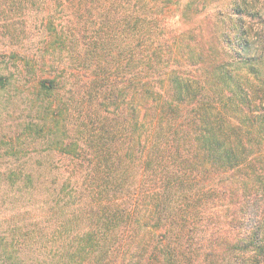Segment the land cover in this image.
<instances>
[{
	"label": "trees",
	"instance_id": "obj_1",
	"mask_svg": "<svg viewBox=\"0 0 264 264\" xmlns=\"http://www.w3.org/2000/svg\"><path fill=\"white\" fill-rule=\"evenodd\" d=\"M0 46V208L45 216L0 264H264V0H0Z\"/></svg>",
	"mask_w": 264,
	"mask_h": 264
},
{
	"label": "rangeland",
	"instance_id": "obj_2",
	"mask_svg": "<svg viewBox=\"0 0 264 264\" xmlns=\"http://www.w3.org/2000/svg\"><path fill=\"white\" fill-rule=\"evenodd\" d=\"M26 42H29V41H26ZM21 109H22V106H19L18 104H13L9 108L10 117L8 118V121L1 123L0 129L2 128L3 130H0V131H7L8 130L7 132H9V131L13 132L14 129H16L18 122H20V117L22 115ZM30 145H32V146L29 149L26 148L27 145L22 147V149H21L24 152L23 154L29 155L31 158L29 165L24 166L25 169H31L32 172L36 173L35 175H37V172H41V171L48 172V170H50L51 175L48 177V180L52 179L53 178L52 176L56 175V173H59V172H61L63 175H64V173L68 174L67 170H66V168L69 167L68 166V164H69L68 159H65L64 157H60L58 154H56L54 152H51V154L49 153V155H47L46 152L44 151L46 147L44 145H41L40 143L39 144H30ZM15 150H16V152H18V144L17 143H14V149L13 150H10L3 145L0 146V171L5 172L8 169L17 167L16 166L17 164H15V161L12 160V158L10 157V153L15 152ZM6 153H7V156L5 155ZM53 168H56L57 171L55 172L53 170ZM64 170H66V171H64ZM36 186H38V185L36 184L35 187ZM58 186H60V185H58ZM5 190L6 189H5L4 184H3V189H0V197H1V195L4 194V192L9 194V192H7ZM40 197H41V194H38V199H40ZM4 198H6V197H4ZM35 204L36 203H34L33 205H35ZM14 207H15V205L12 204L11 201L8 200V198H7L6 201L3 202V204L0 208V213L5 214V215H3V214L0 215V217L4 218L5 221L7 222V223H5V226L8 225L9 223L12 225L16 224L17 221H19L18 223L20 226H23V225L28 226L30 220L39 219L40 216L45 217V216H43L44 214L42 215L40 212L38 213V212H35L32 210L30 212V214L27 215L26 222L23 224V222L21 221V218L19 216L15 217V214H16L15 210L18 207V201L16 203L15 210H14ZM8 211H12V212L9 213ZM12 214H13L14 218L12 217ZM49 226H50L49 224H47V225L45 224V227L42 228L41 233H39V234H42V236H44V237H45V235L50 236L51 233H49V231H50V228H48ZM13 228H16V227L13 226ZM38 236H40V235H38ZM18 240H19V238L17 237V241ZM25 246H27L28 250L30 252H32L31 250L33 248H32V244L30 241L23 242V245L18 247L17 249L20 250L21 248H24Z\"/></svg>",
	"mask_w": 264,
	"mask_h": 264
}]
</instances>
